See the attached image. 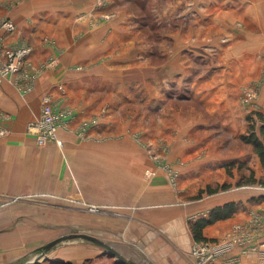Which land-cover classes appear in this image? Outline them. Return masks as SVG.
I'll use <instances>...</instances> for the list:
<instances>
[{"label": "crops", "instance_id": "obj_1", "mask_svg": "<svg viewBox=\"0 0 264 264\" xmlns=\"http://www.w3.org/2000/svg\"><path fill=\"white\" fill-rule=\"evenodd\" d=\"M33 1L38 21L30 32L33 35L49 33L52 38L49 45H39L36 41L34 58L52 55L55 64L39 74L34 87L27 93H20L10 84L6 85V92L0 93V105L9 114L6 119L8 133L0 138V207L4 201H12L2 207L0 225L26 223L21 221L27 215L19 199L34 193L49 200L41 208L58 212L51 215L55 220H34L32 224L89 223V214L80 215V211L97 206L100 225L122 226L121 233L116 231L118 241L111 244L124 257L144 264H196L191 247L200 240L195 239L191 225L208 216L217 205L239 199L245 201L246 197L211 193L183 199L181 191H193L189 188L191 185L181 186L179 193L166 184L163 175L140 186L139 142L130 136L122 137L120 132L108 139L82 138L74 131L59 127L57 135L62 146L54 142L39 145L35 135L28 131L27 123L39 116L44 93L53 94L56 108L72 109L73 128L83 118L108 112L112 117L109 121L115 126L121 125L120 130L123 125L120 113L139 112L140 91L148 96L158 93L164 87L165 78L169 77L159 76L155 70L140 73L138 68L142 62L133 59L132 51L142 46L139 43L145 38L141 32L128 28L118 31L115 25L88 19V13L87 16L81 14L85 12L84 0ZM18 22L22 31L24 23ZM142 61L148 63L147 59ZM227 90L219 87L217 96L224 97ZM221 102L206 104L209 115L191 111L192 115L180 117L184 124L180 131L185 138L179 143L189 147L184 149L188 152L184 155H194L195 164L191 168L188 164L184 167L185 176L190 175L187 169L202 168V175L211 176L212 172L206 174L209 171L205 169L209 164L218 165L223 176L221 183L228 184L234 181L235 174L227 170L226 163L243 156L230 147L239 130L235 121L240 109L236 104ZM153 107L147 105V112ZM134 117L130 118L131 124ZM104 119L106 121L101 120L99 126L91 127L90 132L110 133L108 118ZM176 199L182 202H173ZM262 202L264 200L260 201L263 206L260 205L254 215H257L254 223L257 228L264 227ZM244 213L234 212L207 224L202 228L203 236L210 240L223 236L234 228ZM237 251L235 248L223 258ZM240 261L241 264H260L253 252L242 254Z\"/></svg>", "mask_w": 264, "mask_h": 264}, {"label": "rangeland", "instance_id": "obj_2", "mask_svg": "<svg viewBox=\"0 0 264 264\" xmlns=\"http://www.w3.org/2000/svg\"><path fill=\"white\" fill-rule=\"evenodd\" d=\"M83 2L85 12L81 14L87 16L88 13V19L115 25L118 31L128 28L141 32L142 37L145 38L139 43L142 46H139L136 52L135 49L131 50L134 53L133 59L142 62L138 70L144 74L155 70L159 76L165 75L169 78H165L164 87L158 93L148 96L145 91H140L141 95L137 99L139 112L120 113L123 120L120 130L118 128L121 125L115 126L112 120L109 121L112 117L108 112L83 118L78 126L73 128L71 121L74 112L72 111L70 117L61 121L63 124L61 127L76 132L82 138L94 136L108 139L114 138L119 132L122 137L135 138L139 142L140 186L152 178L163 175L166 184L177 192L182 190L181 186L191 185L189 188H193V191L179 192L183 199L199 198L211 193L219 195L233 193L235 196H244L245 201L236 200L238 207L235 211H244V217L238 219L234 226L238 223L242 232L248 228H257L254 226L256 223L254 215L258 211L256 209L260 205L263 206L260 201L264 200V168L252 146L245 143L242 138L249 135L252 127L261 137L260 127L264 123V0H84ZM36 9V2L33 0H0V21L2 18H8L14 24L13 31L0 26V67L3 63L15 62L19 68L14 73L0 75L1 94L6 92V85L9 84L20 93H27L34 87L39 74L50 69L52 55L40 59L34 58L36 41L39 45H49L52 42L49 33L33 35L30 32L38 21ZM105 14L108 16L106 17ZM18 20L24 23L21 24L22 31ZM18 45L28 48L27 53L19 61L17 56L10 59L7 56L8 52L17 50ZM143 59H147L148 63L143 62ZM118 61H121V58ZM79 67L81 66H77ZM226 75H229L233 81L228 80ZM219 87L228 89L224 97L217 96L216 90ZM247 90H252L255 96L251 99L247 98L245 94ZM220 100H224L225 103L230 102L231 106L236 104L240 109V115L235 121L239 130L230 147L243 156L226 163L227 170L235 174L234 181L229 182L227 186H223L225 182L220 181L223 176L219 173L218 165L209 164L205 169L209 171L206 174L212 172L211 176L202 175V167L198 170L187 169L186 173L190 175L185 176L184 167L187 164L190 168L194 166V155H184L188 153L184 149L189 147L179 143L180 139L185 138V134L180 131L184 125L180 117L192 115L191 111L198 113L202 111L205 115H209L206 104L222 103ZM147 105L154 106L151 112H147ZM134 115L131 124L130 118ZM106 117L108 129H111L110 133L90 132L91 127L99 126L100 121L105 120ZM8 118L9 114L0 105V130L7 128ZM83 121H87L88 126L83 127ZM7 133L0 132V138L6 137ZM147 169L153 170L154 173L147 175ZM225 190L228 192H224ZM19 200V205L27 215L26 219L21 221L26 223L0 225V264L28 260L37 252V247L61 234L86 231L104 237L107 242L114 244L118 241L116 231L121 233L122 230L121 225H100L97 216L100 208H85L80 211V215L89 214V223L32 224L31 221L34 220H55L56 217L51 215L58 211L41 208L40 206L49 203V200L46 201V198L38 194H26ZM9 202L12 203L11 200L4 201L2 207ZM173 202L182 201L176 199ZM70 204L74 203L70 202ZM2 207L0 214L4 212ZM34 264L131 263L119 260L91 241L77 239L58 244L47 253L46 258H40V261ZM136 264H144V262L139 261Z\"/></svg>", "mask_w": 264, "mask_h": 264}, {"label": "built area", "instance_id": "obj_3", "mask_svg": "<svg viewBox=\"0 0 264 264\" xmlns=\"http://www.w3.org/2000/svg\"><path fill=\"white\" fill-rule=\"evenodd\" d=\"M0 26L8 31L14 30V24L8 18H2ZM27 51L28 48L23 45H18V49L9 51L7 56L10 59L13 56H17L19 61ZM53 64H55L54 58L51 59L49 65L51 66ZM18 69V65L15 62L3 63L0 67V75L4 76L7 73H14ZM59 88L62 89V86ZM245 94L249 99L255 96L252 90H247ZM53 98L52 93H45L42 96L39 116L27 123L28 131L35 135L36 142L39 145L54 142L58 146H62V140L58 137L57 131L63 125L61 121L70 117L72 114V109L70 108H56ZM88 124L87 121L82 122L83 127L88 126ZM7 130V128H3L0 132L4 134L5 132L7 133ZM153 173L154 171L151 169L146 170L147 175ZM97 208V206H91V209ZM254 217L256 219V216ZM239 227L240 225H235L232 230L217 240L204 239L195 241L191 247V253L196 259V264H240L241 255L250 252L256 254V258L260 264H264V227L248 228L244 232H242V229L239 230ZM235 248L238 249L236 254L223 258ZM221 259L222 262H219Z\"/></svg>", "mask_w": 264, "mask_h": 264}, {"label": "trees", "instance_id": "obj_4", "mask_svg": "<svg viewBox=\"0 0 264 264\" xmlns=\"http://www.w3.org/2000/svg\"><path fill=\"white\" fill-rule=\"evenodd\" d=\"M253 128L250 130L251 132L247 136H243L242 140L245 143H248L252 146L254 152L257 154L263 168H264V123L260 127V134L259 135L253 131ZM250 180H252L250 178ZM254 181V180H253ZM223 186H227L225 183ZM210 191H212L210 189ZM238 207V203L236 201H228L224 204L217 205L212 210H210L208 216L201 217L198 220H196L192 225V232L196 240H203L206 239L202 234V228L206 226L209 223H212L218 219H222L228 216H231Z\"/></svg>", "mask_w": 264, "mask_h": 264}, {"label": "water", "instance_id": "obj_5", "mask_svg": "<svg viewBox=\"0 0 264 264\" xmlns=\"http://www.w3.org/2000/svg\"><path fill=\"white\" fill-rule=\"evenodd\" d=\"M77 239H82V240H87L91 241L94 244H97L101 247H103L106 251L110 253V255L115 256L119 260L125 262V263H131V264H136L132 260H127L111 243L107 242L106 240L92 234L86 231H74V232H69L65 234H61L46 243L40 245L37 247V252L28 260L24 261H16V262H10L6 264H34L36 262L40 261V258H46L47 253L57 246L58 244L68 241V240H77Z\"/></svg>", "mask_w": 264, "mask_h": 264}, {"label": "bare ground", "instance_id": "obj_6", "mask_svg": "<svg viewBox=\"0 0 264 264\" xmlns=\"http://www.w3.org/2000/svg\"><path fill=\"white\" fill-rule=\"evenodd\" d=\"M98 2V1H97ZM115 18V17H114ZM176 168V167H175Z\"/></svg>", "mask_w": 264, "mask_h": 264}]
</instances>
